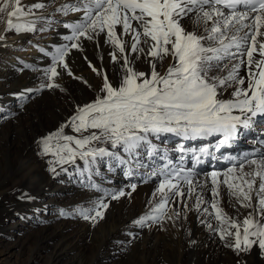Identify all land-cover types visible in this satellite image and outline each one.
<instances>
[{
    "label": "snow or ice",
    "instance_id": "obj_1",
    "mask_svg": "<svg viewBox=\"0 0 264 264\" xmlns=\"http://www.w3.org/2000/svg\"><path fill=\"white\" fill-rule=\"evenodd\" d=\"M8 7L5 4L0 11ZM47 7L38 2L26 11L21 0H14L7 30L36 32V22L45 18L36 16L34 10ZM57 11L81 16L63 25L71 30L64 37L71 43L51 54V67L45 71L48 79L59 75L57 66L68 69L65 58L70 48L82 50L81 38L92 41L103 34L112 48L110 57L117 65L119 80L113 84L106 72L89 64L102 77L101 86L92 102L78 106L69 121L40 141L44 154L55 157L51 163L64 165L78 158L94 170L98 158L100 162L107 157L131 164L133 160L139 163L142 153L149 158L156 155L166 161L150 173L161 177L153 193L159 199L154 214L136 224L143 227L147 221L170 218V203L194 198L196 211L205 203L212 209L204 207L203 213L213 216L217 225L208 222L207 227L226 247L240 254L256 246L264 256V153L259 158L245 157L223 173L212 171L208 186L207 180L199 184L191 171L173 165L167 150L154 143L169 135L184 141L218 136L222 137L217 141L218 151L230 146L241 129L264 121V0H75ZM184 21L192 25L191 30ZM141 58L147 71L136 68ZM68 74L72 75L70 70ZM47 86L58 87L55 83ZM65 128L79 137L66 134ZM175 150L191 152L202 162L195 149L186 150L179 144ZM200 154L210 155L207 147ZM51 171L55 173L56 168ZM222 187L235 201V217L221 206ZM131 189L135 191L136 185ZM205 191L210 192L211 200H206ZM125 195L123 191L113 193L111 199ZM108 207L100 200L91 209H81L80 215L95 226ZM240 208L249 210L242 220ZM175 215L179 217V211Z\"/></svg>",
    "mask_w": 264,
    "mask_h": 264
},
{
    "label": "bare ground",
    "instance_id": "obj_2",
    "mask_svg": "<svg viewBox=\"0 0 264 264\" xmlns=\"http://www.w3.org/2000/svg\"><path fill=\"white\" fill-rule=\"evenodd\" d=\"M48 1L50 0H28L21 6L27 11L35 3ZM73 2L75 0H60L46 13L34 10L36 16L45 18L36 22L37 33L8 31L6 19L0 25V57L8 52V46H23L29 42L30 37L38 36L45 43L40 48L44 51L39 49L27 61L19 55H12L10 58L16 59L15 61L7 59L0 63V249L3 248L0 253L6 255L0 264H18L22 252L27 250L30 255L25 264H127L123 261L115 262L116 257L121 259L123 252H128L139 233H146V238L160 236L155 232L158 226L167 231L162 235L175 237L177 264H264V256L260 255L256 246L250 252L240 254L226 247L218 234L207 227L208 222L214 227L217 225L213 216L203 213L204 207H209L210 212L212 209L205 203L201 206V211H196L194 198L186 199L184 203H170V218L147 221L143 227L135 223L145 215L154 214L152 209L159 197H153V193L161 177L150 176V173L166 163L158 156L149 158L142 153L139 163L133 160L131 164H119L107 157L100 162L98 158L95 169L90 170L78 158L74 163L59 165L51 163L55 160L51 154H44L40 141L69 121L78 106L95 99L102 77L89 64L98 71L106 72L113 84L119 80L117 65L110 57L112 48L106 38L100 35L92 41L81 38L82 50L70 48L65 58L68 69H64L62 65L57 66V88L47 89L42 87L43 84L35 86L45 80V71L52 64L51 54H54L55 48L71 43L64 39L71 35V30L63 25L76 22L81 14L69 13L65 16L57 9L65 3ZM10 8V11L14 10V5ZM9 12L6 13L7 20L10 18ZM13 19L17 23L24 22ZM49 20L52 23H47ZM41 23L48 28L52 24L56 25L55 32L49 38H43ZM183 23L189 30L192 29L190 23ZM167 64L166 60L165 67ZM136 68L147 71L148 65L141 58L136 61ZM69 70L72 75L68 74ZM258 124L254 122L250 129H241L237 138L230 143L234 151L248 147L234 146L237 140L248 137L246 145L249 147L250 144L264 140V125ZM64 131L68 135L79 137L70 128H65ZM16 137L20 139L13 140ZM213 137L215 136L184 141L169 135L164 144L157 140L154 143L161 150H167L172 163L187 164L188 170L199 184H204L207 180L210 186L209 174L212 171L223 173L231 167L216 154L217 141L222 137ZM179 144H183L186 150L195 149V154L200 155L202 162L198 163L191 152H177L175 149ZM205 147L210 153L208 156L200 154ZM115 151L119 152L120 149ZM181 156L184 157L183 160L180 159ZM125 159H128L126 155ZM52 167L56 168L55 173L51 171ZM132 184L136 185L135 191L131 189ZM121 191L126 195L117 200L111 199V194ZM204 195L206 200H211L210 192L205 191ZM221 195V206L229 215L237 216L233 207L235 201L226 195L223 187ZM8 197L13 200L2 202ZM18 200H29L30 207L21 208ZM100 200L112 206L114 213L109 218L104 213V218L93 226L91 220L83 219L80 210L91 209ZM176 211H179V217L175 215ZM248 211L240 208L239 219L242 220ZM125 233L129 235L125 237ZM93 234L97 236L93 238ZM14 240L16 241L13 243ZM155 247L154 242L145 240L140 250L154 255L158 252ZM153 259L148 264L154 263Z\"/></svg>",
    "mask_w": 264,
    "mask_h": 264
},
{
    "label": "rangeland",
    "instance_id": "obj_3",
    "mask_svg": "<svg viewBox=\"0 0 264 264\" xmlns=\"http://www.w3.org/2000/svg\"><path fill=\"white\" fill-rule=\"evenodd\" d=\"M25 1H28V0H21V4L23 2H25ZM59 1L60 0H50L47 3H45V4L48 5V7L46 9H44V10H37L36 12H38V13L39 12L46 13V12H48L50 10V8L52 6H54ZM5 4H8L9 5L8 8H10L11 6L14 5V0H0V8H3ZM8 8L7 9H4L3 11H0V25L2 24V22L5 19L7 21L6 13L9 12L13 7L10 8V10ZM40 26H43V28H41V29H44L43 30V34H44L43 38H49L51 36V34L53 32H55V30H56V25H54V24H52L49 28L46 27V26H44L42 23L40 24ZM47 29H49V31ZM37 32H38V30L36 32H34V33H37ZM26 34H32V33H26ZM101 35H103V34H101ZM10 42H11V40H10ZM44 45H45V43L42 42L41 38L39 39L38 36L30 37L29 38V42H27L23 46L21 45L20 47H14L13 48L12 46H8L7 45L8 46L7 47L8 52H6L5 54L1 55V57H0V63L2 64L7 59H9V60L12 59L13 61H15L16 59L14 60V58H10L12 55L13 56H18L19 55L22 59H25L27 61V60H29L28 58H30L31 56H34L35 53H37V51L40 48H42ZM16 53H19V54H16ZM45 77L46 78H45V80H43V83H41L42 81L41 82H38L35 86H38L39 84H43L42 86H44V87H46L48 89L49 87L47 85H49V84H52V83H55L56 85L59 84V81H58V79H59L58 77L59 76L55 77L54 80H49L46 75H45ZM50 88L53 89V88H57V87H50ZM257 123H259L258 125H264V121H258ZM213 138L214 139H219L220 137L215 136ZM246 138L243 139V140H237L236 145H234V146H236V147L237 146H242V147L243 146H247L246 145V141L248 140V137H246ZM19 139H20V137H16L13 140L18 141ZM166 140H167V137H164L163 140H161V143L164 144ZM212 143L214 144V141H212ZM42 150H43V147H42ZM12 200L13 199L11 197H8L7 199H3L2 202L3 201L10 202ZM0 203H1V201H0ZM17 203H18V205H20L21 208H23V207H30V201L29 200H26V201L18 200ZM113 213H114L113 207L112 206H109L107 208L106 212H105V217L106 218H109V217H111L113 215ZM0 218H1V216H0ZM149 224H152L153 225L154 223H149ZM155 232L158 233L160 236H156V238L155 237L154 238H146V237H144L146 235V233H139L140 235L137 233L138 234V237H136V238H138V239L136 240V242H134V244H131L130 247L128 248V252L129 253L127 251L123 252V256L121 257V259H120V257H116L115 262L116 261H120V262L123 261V262H126L127 264H148V261L154 258L153 259L154 260V263H152V264H177V261H176V252H175V237L174 236H169V235H162V234H166L167 231L164 228H161L159 226L156 227ZM95 235L93 234L92 237L95 238L97 236V235L96 236ZM126 235L128 236L129 233H127V234L125 233L124 234L125 237H127ZM144 239L147 240V241H149V242H154L155 243V246H156L155 247V250L157 249V251H158L156 254L149 255L147 253L146 254L143 253V251L140 250L141 247H142V245L144 244V241H145ZM15 241L16 240H14L13 243ZM13 243H11V244H13ZM136 244H139V245H136ZM134 247H135V249H134ZM137 247H138L139 250L137 249ZM2 249H0V252L2 251ZM133 253H135V254H133ZM29 255H30V251L29 250L23 251L21 257L19 258L18 264H25V262L29 258ZM140 255L143 256V257H141ZM4 256H6L4 253H0V262H1V260L4 259ZM149 264H151V263H149Z\"/></svg>",
    "mask_w": 264,
    "mask_h": 264
}]
</instances>
